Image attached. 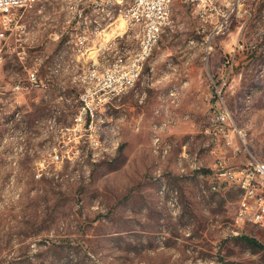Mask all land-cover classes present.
<instances>
[{"label":"rangeland","instance_id":"rangeland-1","mask_svg":"<svg viewBox=\"0 0 264 264\" xmlns=\"http://www.w3.org/2000/svg\"><path fill=\"white\" fill-rule=\"evenodd\" d=\"M243 7L250 11L206 40L199 15L177 1L171 27L143 60L142 80L110 112L112 143L91 144L93 153L74 167L50 161L58 135L46 123L60 108L57 96L74 100L79 88L14 94L41 54L39 47L23 53L27 24L9 37L0 61V264H264V250L243 239L264 246V229L234 220L241 190L212 189L215 149L233 167L247 149L264 161V0H243ZM43 13L69 16L58 3ZM40 15L24 13L21 22L38 23ZM90 45L102 51L75 55V64L101 74V64L120 54L138 58L140 29L118 20ZM50 74L40 70L43 79ZM81 74L76 67L69 85ZM225 107L226 123H216ZM71 114L68 106L57 121L69 123ZM222 126L232 132L230 147Z\"/></svg>","mask_w":264,"mask_h":264},{"label":"built area","instance_id":"built-area-1","mask_svg":"<svg viewBox=\"0 0 264 264\" xmlns=\"http://www.w3.org/2000/svg\"><path fill=\"white\" fill-rule=\"evenodd\" d=\"M177 1H181L186 8L199 15L201 21L199 33L206 40L224 34L227 31V20H234L241 14L243 8L245 12L250 11L248 7H243V0H134V2L89 0L76 16L75 25L72 27H63V19L68 17L63 15L61 28L53 33L54 37L64 45L54 57V62H59L58 69L49 70L51 72L49 80L41 77L37 67H30L27 69L26 80L14 83L11 90L14 94H24L34 90L46 92L52 85V79L59 73L60 61L64 58L66 59L64 61L74 63L73 72L76 67L82 71L77 85H60L63 90L78 87V96L74 100L63 94L57 96L56 101L60 108L55 109L53 116L46 123V128L51 132L55 131L58 135L51 149L50 161L60 165L79 166L83 164L84 153H93L91 144L112 143L109 139L110 123L113 120L110 112L120 107L118 106L122 100L120 90L134 89L142 80L145 68V66H137V59L125 58L122 62L115 63V72L94 74L85 69L84 64H75V55L80 57L90 52L102 51L100 46L96 49L95 46L90 45V42L96 38L100 39L107 30L111 31V27L118 20H123L128 28L136 26L137 23H147L148 26H152L153 40L148 52H153L165 30L172 25ZM105 2H113L114 11H106ZM57 3L64 11L68 0H0V61L6 41L15 33L21 35L22 26L27 24L21 22L22 14L43 13ZM77 24H85L86 33L76 35ZM206 24L210 26L206 27ZM107 44L104 45L103 52L111 50L115 45L114 42H110L107 47ZM23 49L25 54L26 49ZM205 50L209 54L213 46L207 42ZM68 106L72 111L71 121L63 124L57 120L63 112L65 113ZM228 116L225 107V110L217 111L214 120L224 125ZM221 131L225 139L224 145L232 146V132L227 131L223 126ZM233 132L241 143H246L243 141L245 132L236 128ZM214 152L216 154L214 175L218 182L212 184V189L219 190L225 185L238 187L242 196L234 215L235 223L240 228L252 225L264 229V170H262L264 161L253 158V152L247 149L246 161L242 166L233 167L224 153L218 152L217 149ZM48 163L49 159L44 156L40 165L46 169ZM36 176L40 178L42 172L41 175Z\"/></svg>","mask_w":264,"mask_h":264},{"label":"crops","instance_id":"crops-1","mask_svg":"<svg viewBox=\"0 0 264 264\" xmlns=\"http://www.w3.org/2000/svg\"><path fill=\"white\" fill-rule=\"evenodd\" d=\"M40 21L37 23L36 20L35 22H28V33L25 36V48H26V55L32 54V52H38L36 49L39 47V52L41 54L39 63H34L33 66L31 67H37L39 70H52L54 68V65L56 66V63H54V57L57 56V54L63 49L62 46L63 43H61L59 40H57L53 33L55 31H58L59 28H61V20H54L50 17V15H45L44 13L40 15L39 17ZM67 23V22H66ZM65 23V24H66ZM64 24L63 27H70L69 23L66 25ZM133 29V28H132ZM162 38V37H161ZM161 41V40H160ZM56 46L62 47L59 51L52 52ZM139 47V46H138ZM157 48V47H156ZM138 50V49H137ZM52 56V58H50ZM127 58L126 54H120L115 59L113 62L109 64H101V66L108 67L111 66L115 63L122 62L123 59ZM66 60L65 58L60 61L61 68L59 70V73L57 74L58 77H55L52 79V85L50 89H48L46 92L50 93L52 92L54 88L60 87V85H66L70 84L71 74H74L73 69V62L69 61H64ZM95 63V62H94ZM59 62H57V65ZM154 68H152V71ZM72 71V72H71ZM191 71V70H189ZM192 81H187V84H191ZM177 95V92L172 91ZM124 94V93H123ZM123 94L120 95V99L123 98ZM172 96V95H171Z\"/></svg>","mask_w":264,"mask_h":264},{"label":"bare ground","instance_id":"bare-ground-1","mask_svg":"<svg viewBox=\"0 0 264 264\" xmlns=\"http://www.w3.org/2000/svg\"><path fill=\"white\" fill-rule=\"evenodd\" d=\"M125 2H134V0H122ZM245 1V0H244ZM89 0H68L67 10L69 16L66 19V22L69 23V26L72 27L75 25V18L79 12H81L85 4L88 3ZM105 9L106 11H113L114 4L113 2H105ZM233 23V20H227V28L228 26ZM140 29V43L142 47L141 54L138 56L137 59V66H142L143 60L146 59L150 55L148 52L149 46L152 44L153 40V31L152 26H148L147 23H137L136 25ZM86 33V25L85 24H77L76 26V35H83ZM104 72H115V64L108 66L103 69L101 74ZM128 89L120 90V95L123 94ZM253 158H258L257 155L253 154ZM262 170H264V162H262Z\"/></svg>","mask_w":264,"mask_h":264},{"label":"trees","instance_id":"trees-1","mask_svg":"<svg viewBox=\"0 0 264 264\" xmlns=\"http://www.w3.org/2000/svg\"><path fill=\"white\" fill-rule=\"evenodd\" d=\"M243 239L250 247L257 250H264V246L255 238L245 236Z\"/></svg>","mask_w":264,"mask_h":264}]
</instances>
